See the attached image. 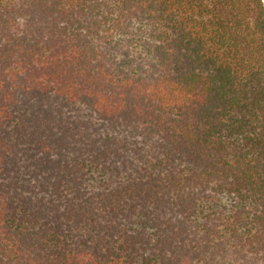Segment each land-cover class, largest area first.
I'll return each mask as SVG.
<instances>
[{"label": "trees", "instance_id": "trees-1", "mask_svg": "<svg viewBox=\"0 0 264 264\" xmlns=\"http://www.w3.org/2000/svg\"><path fill=\"white\" fill-rule=\"evenodd\" d=\"M0 264H264V0H0Z\"/></svg>", "mask_w": 264, "mask_h": 264}]
</instances>
